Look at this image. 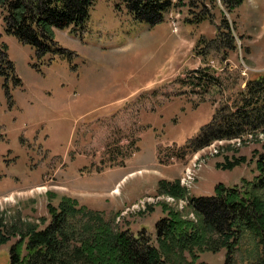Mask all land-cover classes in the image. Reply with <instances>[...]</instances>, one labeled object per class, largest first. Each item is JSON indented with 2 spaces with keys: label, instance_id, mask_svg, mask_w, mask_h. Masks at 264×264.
<instances>
[{
  "label": "rangeland",
  "instance_id": "374dc122",
  "mask_svg": "<svg viewBox=\"0 0 264 264\" xmlns=\"http://www.w3.org/2000/svg\"><path fill=\"white\" fill-rule=\"evenodd\" d=\"M174 2L173 12L182 14L179 26L184 36L174 34L168 20L152 28L136 22L124 7L116 10L111 0H98L84 30L54 31L55 41L70 55L56 57L41 71L33 67L35 51L4 33L0 11V40L22 82L14 86L0 78V220L5 226L0 225V231L13 227L27 231L33 226L41 231L64 199H72L85 213H100L120 232L145 230L155 243V224L171 210L201 223L193 197L214 195L220 183L244 187L254 180L258 158L264 154V132L224 142L215 156L208 149L202 151L199 157L204 156L206 166L212 162L216 167L205 166L196 182L184 188L182 176L194 155L187 151L183 157L182 146H169V141L174 132H193V116L189 121L184 114L188 104L196 107L208 99L218 101L219 107L234 100L248 80L264 73V0H245L227 14L235 25L237 46L227 60L218 48L221 41L212 42L221 13L215 11V23L195 26L187 21L188 7L181 0ZM200 39L205 41L197 51L215 84L196 87L186 76L190 70L180 75L175 70L169 82L106 114L109 101L100 105L103 96L143 86L158 68L160 77L167 76L163 72L169 66L168 49L175 48L177 56ZM6 83L12 99L5 94ZM150 110L157 114L152 131L141 124ZM239 159L244 162L232 171L222 168ZM160 182L168 190L172 189L168 183L178 182L181 197L163 193ZM254 196L264 198V191ZM19 239L0 246V264H10V248ZM237 245L232 250H206L198 263L225 264L230 256V264H261L262 237L246 231ZM190 260L188 255L186 264Z\"/></svg>",
  "mask_w": 264,
  "mask_h": 264
},
{
  "label": "trees",
  "instance_id": "16d2710c",
  "mask_svg": "<svg viewBox=\"0 0 264 264\" xmlns=\"http://www.w3.org/2000/svg\"><path fill=\"white\" fill-rule=\"evenodd\" d=\"M97 1L0 0L4 33L35 51L33 67L41 71L43 66L52 65L56 57L70 55L55 41L54 31L84 30ZM111 1L116 10L124 7L136 22L152 28L164 23L166 14L174 7L173 0ZM244 1L181 0L188 7L187 21L191 25L215 23V11L221 13V23L216 25L217 36L212 42L221 41L218 48L224 50V60L237 48L235 25L227 14L237 10ZM203 41L205 39H200L194 47L199 56H203L197 51ZM0 78L12 81L14 86L22 84L8 47L2 41ZM188 78L199 88L216 82L206 67L191 71ZM4 89L6 96L12 99L7 83ZM259 131L264 132V73L248 80L234 100L229 99L216 108L211 122L180 150L185 157L187 151L197 153L215 141L237 139ZM243 162L244 159L235 160L222 168L232 171ZM257 172L250 183L243 181L244 187H227L220 183L215 187L214 195L193 197L191 201L201 223H192L171 210L169 216L155 224V243L145 230L137 234L129 230L120 232L97 211L85 213V208H79L77 201L64 199L45 229L39 231L33 226L27 231H22L21 227H13L6 233L0 231V246L7 245L13 237L20 238L10 248V264H186L188 255L191 258L188 264H199L200 253L217 252L224 247L232 250L236 243L239 245L246 231L264 241V198L254 196L264 191V154L258 158ZM161 182L159 186L163 193L181 197L178 182H167L172 186L171 190ZM77 219L86 224L74 223ZM0 225L5 227L1 220ZM230 260V256L226 257L225 264H230ZM260 262L264 264V257Z\"/></svg>",
  "mask_w": 264,
  "mask_h": 264
},
{
  "label": "crops",
  "instance_id": "0c3cea01",
  "mask_svg": "<svg viewBox=\"0 0 264 264\" xmlns=\"http://www.w3.org/2000/svg\"><path fill=\"white\" fill-rule=\"evenodd\" d=\"M111 3H113L111 1ZM172 9L170 12H173ZM169 14V13H168ZM167 17V15H166ZM181 35L184 36V31L181 33ZM1 41V40H0ZM175 48L168 49V53L166 54V58L168 59V70L163 72V75H167L165 77H160V68H158L154 74L150 75V77H147V81H145V84L143 86L137 87L135 89L131 90H124L119 93L115 94H109L107 96L102 97V101H100V105H104L109 101L108 105L104 110H109V112H106V114L112 113L117 106H127L130 104V102H133L136 98H138L141 94L147 92L148 90L157 87L158 84H163L166 82H169V79L173 78V73L175 70L178 72L176 74H184V70H190L194 71L199 68L206 67V63L202 60V57L198 56L194 52V46L193 49H190V45H187L186 51H182L177 56L175 55ZM163 66V65H162ZM169 71L170 74H169ZM190 72L186 74V76H190ZM175 74V75H176ZM207 102L199 103L196 107H194L191 104H188L190 106V109H187L184 114L188 115V120L190 121L192 116V122L195 123L194 130L191 134H182L180 135L179 132H174L171 137L173 138L171 141H169L170 145H176V146H184L187 141L191 138H193L197 133L200 131V129L207 124H209L213 118V115L215 113L216 108L218 107V101L215 102H209L208 99ZM100 107V106H99ZM105 107V106H104ZM208 111V112H207ZM146 119L143 121V123L146 126H149L148 131H152L154 129V124L157 122V114H155L152 110L146 113ZM158 124V123H157ZM180 125V124H179ZM144 137H140V144L143 142ZM213 166L216 167V163L209 162L205 169L211 170ZM211 168V169H210ZM132 176V175H129ZM126 176V177H129Z\"/></svg>",
  "mask_w": 264,
  "mask_h": 264
},
{
  "label": "built area",
  "instance_id": "2783aa9c",
  "mask_svg": "<svg viewBox=\"0 0 264 264\" xmlns=\"http://www.w3.org/2000/svg\"><path fill=\"white\" fill-rule=\"evenodd\" d=\"M177 17H171V25L174 28V32H178V26H177ZM241 138L234 139L230 141L232 144L235 141H240ZM224 141L215 142L214 144L210 145L209 147L205 148L202 151L209 150L210 156H215L219 153L218 146H223ZM197 155L193 158V160L190 162V164L187 166L186 170L184 171V174L182 176V186L183 187H190L194 182H196V179L198 177L199 172L202 170L203 166L205 165V158L201 155ZM185 185V186H184ZM169 199V198H168ZM172 201L171 199H169Z\"/></svg>",
  "mask_w": 264,
  "mask_h": 264
},
{
  "label": "bare ground",
  "instance_id": "6f19581e",
  "mask_svg": "<svg viewBox=\"0 0 264 264\" xmlns=\"http://www.w3.org/2000/svg\"><path fill=\"white\" fill-rule=\"evenodd\" d=\"M118 193V192H117Z\"/></svg>",
  "mask_w": 264,
  "mask_h": 264
}]
</instances>
